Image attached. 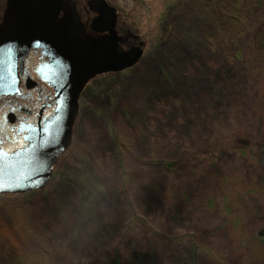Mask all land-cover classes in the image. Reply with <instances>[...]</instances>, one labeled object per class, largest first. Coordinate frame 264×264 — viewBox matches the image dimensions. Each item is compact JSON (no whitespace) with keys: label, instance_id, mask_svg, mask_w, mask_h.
Wrapping results in <instances>:
<instances>
[{"label":"rangeland","instance_id":"rangeland-1","mask_svg":"<svg viewBox=\"0 0 264 264\" xmlns=\"http://www.w3.org/2000/svg\"><path fill=\"white\" fill-rule=\"evenodd\" d=\"M92 1L73 0L83 17ZM106 1L120 15V47L144 54L135 67L86 84L48 185L13 194L35 193L37 263L53 253L61 264H219L193 247L194 236L228 264H264V64L233 62L220 36L203 54L184 40L198 31L195 17H170L162 34L171 0ZM6 7L0 0V24ZM241 140L256 146L252 166L235 150ZM61 172L94 184L92 202L81 208L74 185L56 188ZM8 196L0 205L29 202ZM129 205L162 237L135 222ZM228 209L241 216L237 231L224 225ZM8 220L0 212V264H11L6 251L20 246Z\"/></svg>","mask_w":264,"mask_h":264},{"label":"water","instance_id":"water-1","mask_svg":"<svg viewBox=\"0 0 264 264\" xmlns=\"http://www.w3.org/2000/svg\"><path fill=\"white\" fill-rule=\"evenodd\" d=\"M89 8L99 15L91 31L109 35L89 36L72 0H7L0 24V194L44 189L72 142L88 81L131 69L143 57L139 46L120 47L114 7L93 0Z\"/></svg>","mask_w":264,"mask_h":264},{"label":"trees","instance_id":"trees-1","mask_svg":"<svg viewBox=\"0 0 264 264\" xmlns=\"http://www.w3.org/2000/svg\"><path fill=\"white\" fill-rule=\"evenodd\" d=\"M166 10V17L160 28V32L164 34L169 25L168 20L173 18V23L179 19H189L195 17L198 26L197 33L187 34L184 36L185 41H195L198 49L205 55L209 53L210 41L214 37H219L223 41L224 48L230 59L235 63H252L259 65L264 64V0H171ZM187 10V12H182ZM173 15V16H172ZM166 20V21H165ZM255 65V66H256ZM264 67V66H263ZM255 145L248 140L237 142L235 150L239 152L248 162V166H252L255 160ZM174 162H162L157 166H164L165 169L174 166ZM66 172V171H65ZM65 172L56 175L58 179L57 187L74 185L81 197L80 207H85L92 202L95 196V186L91 183L90 189L83 182H73L69 179ZM78 181V180H77ZM33 195L35 193H32ZM32 194L13 195L9 194L11 199H21L29 201L26 203L12 201L9 205H0V212H5V216H9L8 223L13 232L14 238L18 241L19 247L11 246L6 254L11 264H38L42 246L38 244L37 231L31 225L29 218L32 205L30 198ZM27 199V200H26ZM24 204V205H23ZM132 219L141 224L151 234L156 237L162 235L150 226L143 219L139 218L135 210L129 205ZM231 224L225 223V227L237 231L241 228V216L231 214L227 210ZM264 235V232L262 233ZM193 247L208 254L219 264H228L227 257L220 252L208 247L200 242L197 237H190ZM49 254V252H47ZM45 254V253H44ZM47 254V255H48ZM42 256L43 253L41 254ZM52 255V256H51ZM49 254V260H42L43 264H61L59 257L55 254ZM54 259H53V258ZM41 260V257H40ZM116 262H99L98 264H115ZM66 264V263H64Z\"/></svg>","mask_w":264,"mask_h":264},{"label":"flooded vegetation","instance_id":"flooded-vegetation-1","mask_svg":"<svg viewBox=\"0 0 264 264\" xmlns=\"http://www.w3.org/2000/svg\"><path fill=\"white\" fill-rule=\"evenodd\" d=\"M73 1V0H72ZM108 3V2H107ZM109 4V3H108ZM110 5V4H109ZM111 6V5H110ZM113 7V6H112ZM91 11V10H90ZM77 13H78V15H79V18H80V20H81V22H82V24L85 26V28H86V30H87V34L89 35V36H91V37H94V38H98V37H103V36H107V35H109V33H102V34H96V33H93L92 31H91V26H92V24H93V22L99 17V15L98 14H96V13H94V12H92L91 11V16L90 15H88V14H86L85 13V15L84 16H86V17H83L82 16V13L81 12H78V9H77ZM62 16H63V14H60V16H59V18H62ZM120 15H118V17H119ZM82 17V18H81ZM84 18V19H83ZM118 23V18H117V20H116V24ZM95 78V77H94ZM92 80V79H91ZM89 82V81H88ZM13 93H15V92H13Z\"/></svg>","mask_w":264,"mask_h":264}]
</instances>
